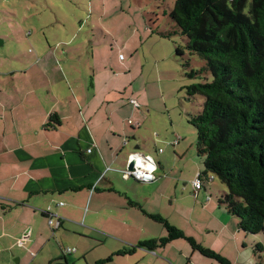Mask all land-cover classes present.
<instances>
[{
    "label": "crops",
    "instance_id": "0c3cea01",
    "mask_svg": "<svg viewBox=\"0 0 264 264\" xmlns=\"http://www.w3.org/2000/svg\"><path fill=\"white\" fill-rule=\"evenodd\" d=\"M59 46H40L19 59L0 53V264H12V258L17 264H218L182 239L156 250L140 246L167 236L149 215L170 220L162 205L171 190L177 193H162L159 182L151 185L158 177H123L132 154L151 157L143 153L148 148L142 139L135 147L140 153L132 152L125 126L138 136L148 119L140 104L144 95L136 89L139 76H113L103 62H94L93 51L90 58L66 57ZM154 163L156 173L167 169L161 158ZM214 181L209 175L207 183ZM191 193L199 198L195 208L169 223L237 264L239 222L213 204L206 184L197 195L191 185ZM46 212L57 228L49 226ZM190 224L196 232L186 229Z\"/></svg>",
    "mask_w": 264,
    "mask_h": 264
},
{
    "label": "rangeland",
    "instance_id": "374dc122",
    "mask_svg": "<svg viewBox=\"0 0 264 264\" xmlns=\"http://www.w3.org/2000/svg\"><path fill=\"white\" fill-rule=\"evenodd\" d=\"M175 2L0 0V53L16 54L19 59V56H33L40 46L59 44V55L85 59L92 57L93 51L94 62H103L113 76L119 73L123 76L129 73L134 78L139 76L136 89L144 95L140 104L148 119L141 129H137L140 132L138 136L131 132L129 125H125L130 129L128 140L133 143L132 152L140 153L141 150L135 147L138 145L136 141L142 139L148 148L143 153H148L155 161L163 160L167 169L165 172L160 169L156 173L159 179L151 185L160 183L162 193L168 188L176 189L177 194L171 190L170 198L164 201L162 209L170 219L165 217L166 220L178 223L187 215L189 208H195L198 203L199 198L195 199L191 193V182L204 169L203 159L197 151V131L189 123L191 115L202 110L204 98L196 96L189 100L187 87L212 78L210 75L208 78L206 75L200 78L189 76L191 71L204 67L198 55L191 56L185 51L183 58L177 57L176 47H184L186 37L178 32L170 18ZM252 3L253 0H248L243 10L248 17H252ZM165 33H172L171 37H163ZM2 42L7 45L3 46ZM156 61L158 69L155 68ZM178 138H181L180 145L174 148L172 142ZM214 178V183L206 182V187L213 204H219L228 189L216 176ZM163 179L167 181H161ZM153 223L160 231H166L161 223ZM186 229L196 232L192 224ZM63 231L61 229L55 235ZM240 237L241 256L238 255L237 264H264V252L259 258L253 251V245L254 248L258 243L264 245V235L247 238L241 233ZM71 238L75 239L72 235ZM245 242L246 248H243ZM11 262L17 264L15 258ZM61 263L64 264L63 261Z\"/></svg>",
    "mask_w": 264,
    "mask_h": 264
},
{
    "label": "trees",
    "instance_id": "16d2710c",
    "mask_svg": "<svg viewBox=\"0 0 264 264\" xmlns=\"http://www.w3.org/2000/svg\"><path fill=\"white\" fill-rule=\"evenodd\" d=\"M247 2L176 0L170 18L186 37L185 46L176 47L177 57L183 58L187 51L204 62L201 70L189 76L212 78L187 87L189 100L204 98L202 110L189 119L197 131L203 183L214 175L227 187L219 204L248 238L264 235V0H253L252 17L243 13ZM171 34L162 35L170 38ZM149 217L164 226L167 236L143 242L141 247L156 250L182 239L218 264H233L162 216ZM255 245L254 254L261 258L264 245Z\"/></svg>",
    "mask_w": 264,
    "mask_h": 264
},
{
    "label": "built area",
    "instance_id": "2783aa9c",
    "mask_svg": "<svg viewBox=\"0 0 264 264\" xmlns=\"http://www.w3.org/2000/svg\"><path fill=\"white\" fill-rule=\"evenodd\" d=\"M135 107H139V104L136 100H131L130 101ZM129 123L131 125H135L132 121H129ZM126 142V141H125ZM179 143V140L175 141L172 145H176ZM89 152H91V150H89ZM134 162V166H133V169H130V165L131 163ZM148 165H152L154 167V171H149L148 168L146 166ZM156 166H155V163H154V160L151 158V157H143L141 158L138 154H132L130 156V159H129V166L126 170L123 171V177L128 180V179H135L137 181H140V182H152V181H155L157 179V176H156ZM192 186H193V189L195 191V194L197 195L204 187V183H203V180H202V177H201V174H198L195 179L192 181ZM211 198L208 197L207 198V201H209ZM63 205V204H61ZM46 215H48L49 219H48V223H49V226L51 228H57L58 227V223H56L54 221V219L52 218V216L50 215L49 212H46L45 213ZM26 238L20 240L18 242V244L20 246H23L24 245V241H25ZM75 250L73 249H67L65 250V253H74Z\"/></svg>",
    "mask_w": 264,
    "mask_h": 264
},
{
    "label": "clouds",
    "instance_id": "9594fccd",
    "mask_svg": "<svg viewBox=\"0 0 264 264\" xmlns=\"http://www.w3.org/2000/svg\"><path fill=\"white\" fill-rule=\"evenodd\" d=\"M146 167L148 168L149 171H154V170H155L154 167H153L152 165H148V166H146Z\"/></svg>",
    "mask_w": 264,
    "mask_h": 264
},
{
    "label": "water",
    "instance_id": "95a60500",
    "mask_svg": "<svg viewBox=\"0 0 264 264\" xmlns=\"http://www.w3.org/2000/svg\"><path fill=\"white\" fill-rule=\"evenodd\" d=\"M133 166H134V162L131 163V165H130L129 168H130V169H133Z\"/></svg>",
    "mask_w": 264,
    "mask_h": 264
}]
</instances>
